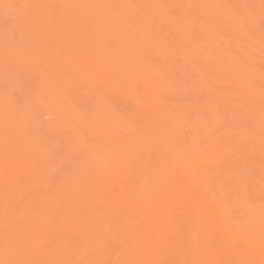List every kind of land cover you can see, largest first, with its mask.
<instances>
[{
    "label": "bare ground",
    "instance_id": "bare-ground-1",
    "mask_svg": "<svg viewBox=\"0 0 264 264\" xmlns=\"http://www.w3.org/2000/svg\"><path fill=\"white\" fill-rule=\"evenodd\" d=\"M0 261L264 264L261 0H0Z\"/></svg>",
    "mask_w": 264,
    "mask_h": 264
},
{
    "label": "snow or ice",
    "instance_id": "snow-or-ice-1",
    "mask_svg": "<svg viewBox=\"0 0 264 264\" xmlns=\"http://www.w3.org/2000/svg\"><path fill=\"white\" fill-rule=\"evenodd\" d=\"M261 5H262V7H264V0H261ZM0 264H12V262L0 261Z\"/></svg>",
    "mask_w": 264,
    "mask_h": 264
}]
</instances>
